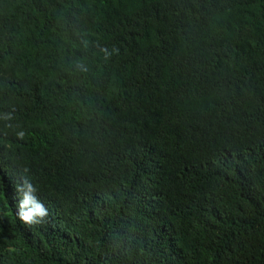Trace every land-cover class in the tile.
Segmentation results:
<instances>
[{"label":"trees","instance_id":"obj_1","mask_svg":"<svg viewBox=\"0 0 264 264\" xmlns=\"http://www.w3.org/2000/svg\"><path fill=\"white\" fill-rule=\"evenodd\" d=\"M0 264H264V0H0Z\"/></svg>","mask_w":264,"mask_h":264},{"label":"clouds","instance_id":"obj_2","mask_svg":"<svg viewBox=\"0 0 264 264\" xmlns=\"http://www.w3.org/2000/svg\"><path fill=\"white\" fill-rule=\"evenodd\" d=\"M31 192H33V188L31 187V185H27V192L24 195L21 207L23 208L31 205V208L27 212L22 211L20 213V219L25 223H39V220L37 218L43 217L47 213L44 208H42V206L37 203L31 195H29V193Z\"/></svg>","mask_w":264,"mask_h":264},{"label":"bare ground","instance_id":"obj_3","mask_svg":"<svg viewBox=\"0 0 264 264\" xmlns=\"http://www.w3.org/2000/svg\"><path fill=\"white\" fill-rule=\"evenodd\" d=\"M86 218V217H85ZM99 233V232H98ZM111 237V236H110ZM109 241H111V240H109ZM91 242V241H90ZM115 242V241H114Z\"/></svg>","mask_w":264,"mask_h":264}]
</instances>
